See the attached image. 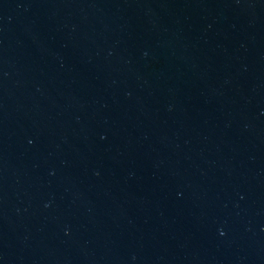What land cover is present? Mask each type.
<instances>
[{
	"label": "water",
	"instance_id": "water-1",
	"mask_svg": "<svg viewBox=\"0 0 264 264\" xmlns=\"http://www.w3.org/2000/svg\"><path fill=\"white\" fill-rule=\"evenodd\" d=\"M0 264H264V0H0Z\"/></svg>",
	"mask_w": 264,
	"mask_h": 264
},
{
	"label": "clouds",
	"instance_id": "clouds-1",
	"mask_svg": "<svg viewBox=\"0 0 264 264\" xmlns=\"http://www.w3.org/2000/svg\"><path fill=\"white\" fill-rule=\"evenodd\" d=\"M221 235H223V233H221Z\"/></svg>",
	"mask_w": 264,
	"mask_h": 264
}]
</instances>
